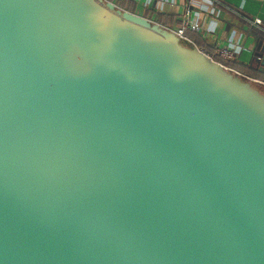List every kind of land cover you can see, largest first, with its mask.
Wrapping results in <instances>:
<instances>
[{
	"label": "water",
	"instance_id": "95a60500",
	"mask_svg": "<svg viewBox=\"0 0 264 264\" xmlns=\"http://www.w3.org/2000/svg\"><path fill=\"white\" fill-rule=\"evenodd\" d=\"M121 11L0 0V264H264V83Z\"/></svg>",
	"mask_w": 264,
	"mask_h": 264
},
{
	"label": "crops",
	"instance_id": "0c3cea01",
	"mask_svg": "<svg viewBox=\"0 0 264 264\" xmlns=\"http://www.w3.org/2000/svg\"><path fill=\"white\" fill-rule=\"evenodd\" d=\"M120 8L178 28L187 9L189 21L198 29L187 28L186 35L217 60L247 76L264 81V0H109ZM261 19L253 25L252 21ZM236 45L237 54L225 60L217 53L219 45ZM262 69V72L260 71Z\"/></svg>",
	"mask_w": 264,
	"mask_h": 264
},
{
	"label": "built area",
	"instance_id": "2783aa9c",
	"mask_svg": "<svg viewBox=\"0 0 264 264\" xmlns=\"http://www.w3.org/2000/svg\"><path fill=\"white\" fill-rule=\"evenodd\" d=\"M106 2H110V3H114L112 1H109V0H104ZM115 4V3H114ZM115 6L119 9V10H122L124 12H128V13H132L130 11H127V10H124L122 8H120L117 4H115ZM132 14H135L137 16H140L141 18L145 19L147 22H149L151 25L153 26H159V27H162L163 29H165L166 31L170 32L171 34H173L174 36L178 37L179 40L181 42H185L186 44H188L189 46H193V47H196L198 50H200L202 53H204L206 56H208L209 58H211L212 60H214L215 62L219 63L220 65H223L231 70H234L233 68L229 67L227 64L217 60L216 58H214L212 55L208 54L206 51H204L203 49L199 48L196 43L194 41H192L187 35H186V29L187 28H192V29H195L197 30L198 27L197 25H194L192 24L190 21H189V18H188V15L190 14V9H187V14H186V17L183 18V24L181 26H179L178 28H169V27H166V26H163L161 24H159L158 22H156L155 20L153 19H149L147 17H144V16H141L139 14H136V13H132ZM261 23V19H255L252 21V24L253 25H258ZM217 53L218 55L225 59V60H232L234 59L235 55L237 54V50H236V45L235 44H231V45H219L218 48H217ZM236 71V70H234ZM238 72V71H236ZM240 73V72H239ZM250 77V76H248ZM253 78V77H252ZM262 83H264L262 81Z\"/></svg>",
	"mask_w": 264,
	"mask_h": 264
},
{
	"label": "trees",
	"instance_id": "16d2710c",
	"mask_svg": "<svg viewBox=\"0 0 264 264\" xmlns=\"http://www.w3.org/2000/svg\"><path fill=\"white\" fill-rule=\"evenodd\" d=\"M260 71L262 72V70ZM254 76H257V78L262 79V73H254Z\"/></svg>",
	"mask_w": 264,
	"mask_h": 264
},
{
	"label": "rangeland",
	"instance_id": "374dc122",
	"mask_svg": "<svg viewBox=\"0 0 264 264\" xmlns=\"http://www.w3.org/2000/svg\"><path fill=\"white\" fill-rule=\"evenodd\" d=\"M182 44L184 45V46H186V47H190L188 44H186L185 42H182Z\"/></svg>",
	"mask_w": 264,
	"mask_h": 264
},
{
	"label": "bare ground",
	"instance_id": "6f19581e",
	"mask_svg": "<svg viewBox=\"0 0 264 264\" xmlns=\"http://www.w3.org/2000/svg\"><path fill=\"white\" fill-rule=\"evenodd\" d=\"M104 3H106V1H104ZM110 3L109 2H107V5H109ZM111 7V6H110ZM120 11V10H119ZM122 12V11H121ZM123 13V12H122ZM135 19V18H134ZM136 20V19H135ZM137 21H139V20H137Z\"/></svg>",
	"mask_w": 264,
	"mask_h": 264
}]
</instances>
